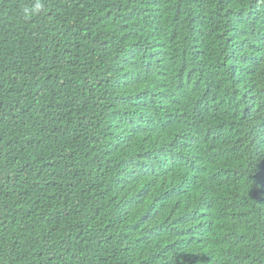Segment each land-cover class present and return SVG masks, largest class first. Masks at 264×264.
I'll return each instance as SVG.
<instances>
[{
    "label": "trees",
    "instance_id": "trees-1",
    "mask_svg": "<svg viewBox=\"0 0 264 264\" xmlns=\"http://www.w3.org/2000/svg\"><path fill=\"white\" fill-rule=\"evenodd\" d=\"M0 264H264V0H0Z\"/></svg>",
    "mask_w": 264,
    "mask_h": 264
},
{
    "label": "clouds",
    "instance_id": "clouds-1",
    "mask_svg": "<svg viewBox=\"0 0 264 264\" xmlns=\"http://www.w3.org/2000/svg\"><path fill=\"white\" fill-rule=\"evenodd\" d=\"M258 47H259V46H258ZM258 47H255L254 49H256V48H258ZM140 128L150 130V129L145 128V127H140ZM192 142H193V144L196 143L194 140H192ZM179 144H180V143H179ZM159 152H160V151H159ZM159 152H158V153H159ZM158 153H157V155H158ZM167 174H168V173H167ZM168 179H169V178H167V180H168ZM155 184H156L155 182H153V181H151V180L148 179L147 182L144 184L145 187H143L142 190H141L142 195H143V193L151 192V191L154 189Z\"/></svg>",
    "mask_w": 264,
    "mask_h": 264
}]
</instances>
